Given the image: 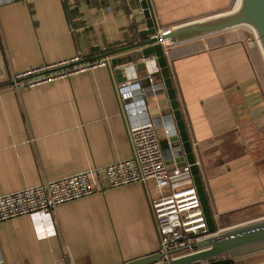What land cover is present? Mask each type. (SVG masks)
Instances as JSON below:
<instances>
[{
  "label": "crops",
  "instance_id": "obj_1",
  "mask_svg": "<svg viewBox=\"0 0 264 264\" xmlns=\"http://www.w3.org/2000/svg\"><path fill=\"white\" fill-rule=\"evenodd\" d=\"M148 3L157 28H172L232 12L240 0ZM145 27L141 0L7 2L0 5V72L9 77L77 54L95 58L133 44ZM249 35L238 26L173 40L166 51L222 230L247 222L235 220L246 212H259L251 220L264 217V50ZM117 83L107 66L18 92L0 78V195L130 158ZM146 102L154 120L172 113L166 91ZM178 160L187 161L186 154ZM156 194L152 181L129 183L2 221L0 264H123L156 252ZM220 260L264 264V250Z\"/></svg>",
  "mask_w": 264,
  "mask_h": 264
},
{
  "label": "built area",
  "instance_id": "obj_2",
  "mask_svg": "<svg viewBox=\"0 0 264 264\" xmlns=\"http://www.w3.org/2000/svg\"><path fill=\"white\" fill-rule=\"evenodd\" d=\"M13 1L30 2L31 0H0V5ZM244 27L250 34L248 40L260 43L256 30L249 25ZM167 29L158 28L156 33L165 51L173 41L163 37ZM82 60L83 56L77 54L58 63L11 73L9 77L6 71L2 70L0 78L2 80L9 78L8 86L12 91L18 92L59 78L70 77L75 73L111 65L109 57L89 62H82ZM139 61L145 65L144 75L149 81L147 87L143 86L142 74L137 68ZM121 68L125 79L117 83L116 92L122 110L129 118L128 130L132 156L102 167L47 180L0 195V222L35 212L50 213L61 203L79 199L97 191H104L107 188L152 181L157 190L156 196L151 200V209L160 235L158 251L163 254L162 259L168 262L192 252L193 245L197 241L209 236L208 224L194 183L191 164L178 160L185 151L181 142L177 143L173 140L178 134L173 114L156 120L150 117L147 96L166 91L163 81L157 79L160 75L157 58L144 57L123 64ZM172 76L177 87L176 78L173 74ZM159 126L167 140L166 148L161 144ZM191 141L195 154L194 163L199 168L210 200L208 182L202 161L198 156V143L195 140ZM170 160L173 161L172 166L169 164ZM213 215L216 220L214 212ZM222 231L219 229V232ZM220 259L196 264H230L227 260Z\"/></svg>",
  "mask_w": 264,
  "mask_h": 264
},
{
  "label": "water",
  "instance_id": "obj_3",
  "mask_svg": "<svg viewBox=\"0 0 264 264\" xmlns=\"http://www.w3.org/2000/svg\"><path fill=\"white\" fill-rule=\"evenodd\" d=\"M141 1L146 19V27L138 31L136 42L95 58L82 60V62L109 57L111 62L109 68L116 75L119 83L125 79L124 71L121 68L123 64L144 57L154 56L157 58L160 67V75L157 76V79L162 80L166 86L172 114L178 129V134L173 140L177 143H182L187 162L191 164L194 183L197 187L202 208L206 216L209 236L197 241L193 245L194 250L192 252L168 262L162 259L163 254L157 250L151 254L126 261L123 264H196L203 261H213L222 257L239 258L262 251L264 250V217L237 224L219 232L202 176L198 166L194 163L195 154L192 141L178 99V92L173 80L166 51L156 36L158 28L152 16L148 0ZM246 25L256 30L260 44L264 50V0H240L238 8L232 12L196 19L168 28L163 37L175 41H187L233 27ZM134 49L138 50L125 56L113 57L123 51ZM137 68L144 70V63L139 61Z\"/></svg>",
  "mask_w": 264,
  "mask_h": 264
},
{
  "label": "rangeland",
  "instance_id": "obj_4",
  "mask_svg": "<svg viewBox=\"0 0 264 264\" xmlns=\"http://www.w3.org/2000/svg\"><path fill=\"white\" fill-rule=\"evenodd\" d=\"M260 44V43H259ZM182 111L185 114V109L184 106L182 107ZM188 128V127H187ZM258 211H250V212H246L242 215H239L237 218H235V220H239V221H252L251 219H254V217H257L258 215ZM221 222L223 223L224 221L221 219Z\"/></svg>",
  "mask_w": 264,
  "mask_h": 264
}]
</instances>
